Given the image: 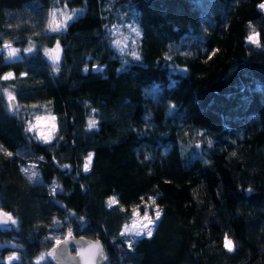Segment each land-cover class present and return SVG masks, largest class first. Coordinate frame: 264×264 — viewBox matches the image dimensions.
<instances>
[{
  "label": "trees",
  "instance_id": "16d2710c",
  "mask_svg": "<svg viewBox=\"0 0 264 264\" xmlns=\"http://www.w3.org/2000/svg\"><path fill=\"white\" fill-rule=\"evenodd\" d=\"M263 3L0 0V264H53L69 234L110 264H264ZM57 8L72 18L53 31ZM43 115L50 142L28 130ZM154 210L127 244L134 212Z\"/></svg>",
  "mask_w": 264,
  "mask_h": 264
},
{
  "label": "rangeland",
  "instance_id": "374dc122",
  "mask_svg": "<svg viewBox=\"0 0 264 264\" xmlns=\"http://www.w3.org/2000/svg\"><path fill=\"white\" fill-rule=\"evenodd\" d=\"M261 5H264L261 4ZM261 9H264V7H261ZM71 16V12H69L66 8H57V9H53L52 11V24L53 26H59L61 24H63L64 22H66L68 19L67 17ZM3 51L6 52L8 58L10 59H14L16 57V50L15 48L10 44V43H4L2 49ZM32 48L31 47H27L26 51L27 53L31 52ZM47 53V54H46ZM46 57L48 58V60L53 64V65H57L59 60H60V56H61V47L58 44H55L53 47L47 49L45 51ZM54 56H58V59L54 62L52 57ZM19 57V54L18 56ZM80 93H82L81 90H61L58 89L56 91L55 94V98H62V97H68V96H75V95H79ZM28 130L32 133L35 134V136L40 139L43 142H50L55 130V119L54 117H52L51 115H43V116H38L36 118H34V120L32 121V123L28 126ZM85 168H87L88 166V158L85 161L84 164ZM34 170L32 169L31 171H29V174L31 177L35 176ZM148 218L153 220L154 223L156 221V211L154 210L153 212H147ZM145 217V213H141L139 211L134 212L133 216L131 217L130 221L123 227L122 229V233H127V235H123L122 234V239H124V241L127 244H130L132 242H134L137 238L141 237V236H146V229L144 228V225L147 224V220L144 218ZM154 223L152 225H149L148 227L152 228L154 226ZM60 228V227H59ZM65 229V228H63ZM137 231H141L143 234L140 236H136L135 232ZM68 232V230L66 229L65 233ZM6 245V243H0V247ZM13 257H15V253L14 252H10L7 253L6 256H4L2 258V261L5 264H9V259H13ZM35 260L39 261V262H43L45 260V255H39L35 258Z\"/></svg>",
  "mask_w": 264,
  "mask_h": 264
},
{
  "label": "water",
  "instance_id": "95a60500",
  "mask_svg": "<svg viewBox=\"0 0 264 264\" xmlns=\"http://www.w3.org/2000/svg\"><path fill=\"white\" fill-rule=\"evenodd\" d=\"M10 104L14 110L13 98L10 99ZM5 214L0 210V225L9 227L12 221ZM58 241L48 250L53 264H110L102 242L97 239L69 234Z\"/></svg>",
  "mask_w": 264,
  "mask_h": 264
},
{
  "label": "snow or ice",
  "instance_id": "6c2138e0",
  "mask_svg": "<svg viewBox=\"0 0 264 264\" xmlns=\"http://www.w3.org/2000/svg\"><path fill=\"white\" fill-rule=\"evenodd\" d=\"M261 7H264V5H261ZM71 18H72L71 16L67 17V19H71ZM52 30H53V31H58V30H59V26L54 27ZM133 31H136V30L133 29ZM137 34H138V33H137ZM248 39H249L250 41L255 42L253 36H249ZM46 54H47V53H46ZM133 55L135 56V58H136L137 60L139 59V56H138L135 52H133ZM52 59H53V61L55 62V61L58 59V56H54V57H52ZM94 125H95V121H94V120L89 122V127H93ZM9 155H11V153H9ZM33 175H34V173H33ZM29 178L31 179V177H29ZM111 202H114V198H113V201H111ZM111 202H110V206H111ZM5 215H7V214H5ZM159 216H160V213H159V211H157V212H156V218L158 219ZM10 218H11V217H9V219H10ZM144 218L147 220V224L144 225V228L147 230V231H146V234H147L148 236H151V235H152V231H151V228H149L148 226H149V225H152V224L154 223V221L148 218L147 212H145V217H144ZM13 223H15V221H13ZM122 234H123V235H127V233H122ZM142 234H143V233H142L141 231H137V232H135V235H136V236H140V235H142ZM58 243H59V241H58ZM225 247L228 248L229 251L232 250V248H231V241L228 239L227 236H225Z\"/></svg>",
  "mask_w": 264,
  "mask_h": 264
}]
</instances>
